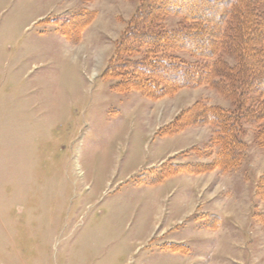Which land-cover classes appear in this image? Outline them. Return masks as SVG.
Returning a JSON list of instances; mask_svg holds the SVG:
<instances>
[{
  "label": "rangeland",
  "instance_id": "374dc122",
  "mask_svg": "<svg viewBox=\"0 0 264 264\" xmlns=\"http://www.w3.org/2000/svg\"><path fill=\"white\" fill-rule=\"evenodd\" d=\"M138 4L0 0V264H175L169 251L175 232L161 237L153 230L155 188L149 182L162 168L150 169L173 139L179 148L192 145L193 135L155 132L196 101L225 109L232 102L206 84L157 98L116 89L104 71ZM181 21L169 15L163 24L170 29ZM195 126L213 137L212 126ZM259 127L257 140L258 126L244 125L238 166L251 182L264 175V119ZM212 140L183 153L211 159L218 155ZM257 184L259 229L235 242L254 247L252 263L264 264V193ZM169 189L164 185L161 197ZM197 240L208 242L189 244Z\"/></svg>",
  "mask_w": 264,
  "mask_h": 264
},
{
  "label": "trees",
  "instance_id": "16d2710c",
  "mask_svg": "<svg viewBox=\"0 0 264 264\" xmlns=\"http://www.w3.org/2000/svg\"><path fill=\"white\" fill-rule=\"evenodd\" d=\"M169 15L181 17V23L166 28L163 20ZM62 34L70 37L66 31ZM178 51L200 61L183 59ZM221 54L233 58L234 63ZM104 74L116 80L117 90H139L151 98L201 84L229 98L230 109L196 101L157 134L208 124L214 128L212 141L219 147L216 160L207 165H180L175 170L236 168L244 156V125L258 126L257 140L262 131L264 0H139ZM257 189L264 193V175L258 179Z\"/></svg>",
  "mask_w": 264,
  "mask_h": 264
},
{
  "label": "crops",
  "instance_id": "0c3cea01",
  "mask_svg": "<svg viewBox=\"0 0 264 264\" xmlns=\"http://www.w3.org/2000/svg\"><path fill=\"white\" fill-rule=\"evenodd\" d=\"M199 127L189 125L172 134L158 135L160 126L155 132L159 137L170 138L188 132L190 137L193 135L189 138L193 142L177 148L173 139L172 148L150 169L156 173L162 168L158 180L149 182V186L155 188L152 201L157 221L153 230L157 229L161 237L175 232L171 237L174 244L169 249L176 259L175 264H251L255 248L237 246L235 239H243L244 232L252 233L255 226L259 229L254 208L255 205L258 208L260 202L255 199L259 176L251 182L238 167L228 171L218 166L200 172L175 170L180 165L210 164L216 160V154L209 159L200 158L193 151L183 153L192 147L199 150L198 144L207 145L212 138L211 131L201 134ZM166 184L169 192L161 197L160 189ZM171 193L172 198H166ZM189 239L208 242L197 240L190 245Z\"/></svg>",
  "mask_w": 264,
  "mask_h": 264
}]
</instances>
